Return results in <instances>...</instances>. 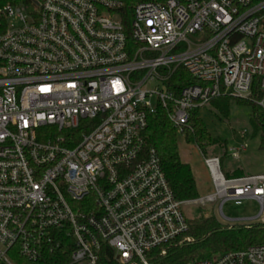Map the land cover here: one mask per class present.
Segmentation results:
<instances>
[{"label": "built area", "instance_id": "1", "mask_svg": "<svg viewBox=\"0 0 264 264\" xmlns=\"http://www.w3.org/2000/svg\"><path fill=\"white\" fill-rule=\"evenodd\" d=\"M1 13L0 263L157 264L191 241L184 205L255 199L264 214V171L226 177L221 156H203L213 192L178 199L143 135L157 107L181 136L214 98L264 111V0H30ZM178 68L195 83L169 86ZM187 264H264V242Z\"/></svg>", "mask_w": 264, "mask_h": 264}, {"label": "trees", "instance_id": "2", "mask_svg": "<svg viewBox=\"0 0 264 264\" xmlns=\"http://www.w3.org/2000/svg\"><path fill=\"white\" fill-rule=\"evenodd\" d=\"M30 0H0V32L5 28L6 19L1 13L5 4H29ZM195 83L183 69H176L170 79L169 86L176 90L183 85ZM229 97L211 99L208 104L226 115L230 102ZM250 104L249 125L253 136H258V146L264 153V111L252 100L236 99ZM190 126L185 131L183 139L188 144H195L202 148L210 145L211 137L204 122L193 111ZM146 145L153 147L158 155L166 180L178 199H192L199 197V190L190 165L180 159L177 137L178 133L170 123L166 111L160 107L147 117V125L143 132ZM226 177L244 175L242 169L223 170ZM264 170V163H263ZM187 234L191 241L168 249L167 254L157 261V264H187L193 260L208 257L214 253L228 250H240L247 246L264 242V222L250 221L223 226L212 216H199L188 219ZM65 261V259H64ZM67 261V259H66ZM15 264H32L19 255H13ZM4 264V263H0ZM99 264H117L109 255L101 256Z\"/></svg>", "mask_w": 264, "mask_h": 264}, {"label": "rangeland", "instance_id": "3", "mask_svg": "<svg viewBox=\"0 0 264 264\" xmlns=\"http://www.w3.org/2000/svg\"><path fill=\"white\" fill-rule=\"evenodd\" d=\"M156 82L148 84L153 89ZM250 104L231 98L228 113L222 114L217 109L206 104L197 110L198 117L204 122L207 131L214 139L210 145L198 147L188 144L183 136L178 135L177 146L180 159L190 165L197 183L199 197L213 192V187L207 169L203 163V156H221V167L230 171L241 168L245 174L263 172L264 153L258 146V136H253L249 125ZM244 146L236 157H232L228 148ZM182 210L188 219L199 216H212L223 226L234 223L261 221L264 222V214L253 220L244 218L254 217L259 212V203L255 199H244L240 204L231 200L224 201L219 208V202H206L205 204L191 203L184 205ZM242 220H234L240 219Z\"/></svg>", "mask_w": 264, "mask_h": 264}, {"label": "water", "instance_id": "4", "mask_svg": "<svg viewBox=\"0 0 264 264\" xmlns=\"http://www.w3.org/2000/svg\"><path fill=\"white\" fill-rule=\"evenodd\" d=\"M260 212V210H259ZM259 212L257 213V215H255L254 217H249V218H244V220H253V219H256L258 217V214ZM243 218H240V219H234V220H242Z\"/></svg>", "mask_w": 264, "mask_h": 264}, {"label": "crops", "instance_id": "5", "mask_svg": "<svg viewBox=\"0 0 264 264\" xmlns=\"http://www.w3.org/2000/svg\"><path fill=\"white\" fill-rule=\"evenodd\" d=\"M241 169V168H240ZM243 171V170H242ZM244 173V172H243Z\"/></svg>", "mask_w": 264, "mask_h": 264}]
</instances>
